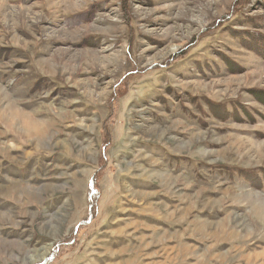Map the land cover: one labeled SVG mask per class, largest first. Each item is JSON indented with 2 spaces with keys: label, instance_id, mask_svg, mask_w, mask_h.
I'll use <instances>...</instances> for the list:
<instances>
[{
  "label": "rangeland",
  "instance_id": "obj_1",
  "mask_svg": "<svg viewBox=\"0 0 264 264\" xmlns=\"http://www.w3.org/2000/svg\"><path fill=\"white\" fill-rule=\"evenodd\" d=\"M0 264H264V0H0Z\"/></svg>",
  "mask_w": 264,
  "mask_h": 264
},
{
  "label": "bare ground",
  "instance_id": "obj_2",
  "mask_svg": "<svg viewBox=\"0 0 264 264\" xmlns=\"http://www.w3.org/2000/svg\"><path fill=\"white\" fill-rule=\"evenodd\" d=\"M46 253L44 252V249H40L39 253L37 255V258L41 259L43 257H45Z\"/></svg>",
  "mask_w": 264,
  "mask_h": 264
},
{
  "label": "trees",
  "instance_id": "obj_3",
  "mask_svg": "<svg viewBox=\"0 0 264 264\" xmlns=\"http://www.w3.org/2000/svg\"><path fill=\"white\" fill-rule=\"evenodd\" d=\"M95 196H93L90 200H92Z\"/></svg>",
  "mask_w": 264,
  "mask_h": 264
}]
</instances>
